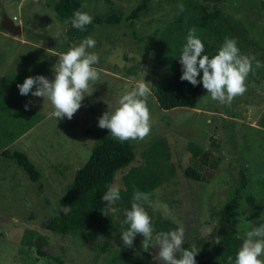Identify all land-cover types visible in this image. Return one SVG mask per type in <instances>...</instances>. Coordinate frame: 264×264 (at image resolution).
<instances>
[{"label": "rangeland", "instance_id": "1", "mask_svg": "<svg viewBox=\"0 0 264 264\" xmlns=\"http://www.w3.org/2000/svg\"><path fill=\"white\" fill-rule=\"evenodd\" d=\"M79 1L76 11L93 19L117 13L121 20L96 24L68 45V24L51 6L57 0H0V264H60L58 259L63 264H163L158 249L145 248L140 234L132 247L124 246L125 210L108 211L102 225L83 235L46 228L51 217L64 213L61 196L100 142L99 118L143 79L151 89V133L142 141L128 140L135 160L115 173L112 185L125 191L123 175L132 167L147 168L155 187L146 192L144 206L154 234L183 227L185 242L202 253L220 240L222 210L237 198L227 227L243 243L247 231L264 223V0H149L135 18L131 12L142 0ZM4 15L21 26V34L1 27ZM191 29L210 58L226 37L237 40L242 54L255 57L247 91L231 104L212 100L206 91L195 108L164 110L153 88L169 70L182 69L179 58ZM88 37L96 41L88 51L100 57L101 79L90 85L92 94L71 120L50 118L51 102L21 95L17 85L38 75L54 80L58 54ZM4 149L28 155L41 174L42 190L15 160L2 156ZM207 150L211 153L203 162ZM188 167L202 178L187 177Z\"/></svg>", "mask_w": 264, "mask_h": 264}, {"label": "clouds", "instance_id": "2", "mask_svg": "<svg viewBox=\"0 0 264 264\" xmlns=\"http://www.w3.org/2000/svg\"><path fill=\"white\" fill-rule=\"evenodd\" d=\"M82 7L86 8L84 4ZM180 11L184 10L182 4L178 5ZM93 17L83 11H76L70 21L72 27L84 30L91 24ZM96 41L88 37L72 46L66 52L58 54V62L54 66L55 78L49 81L46 77L38 75L28 77L22 85H17L21 95L31 93L35 97L47 98L53 107L49 117L71 120L82 106L86 95L93 90L90 85L101 79V70L97 67L100 57L88 49L95 48ZM182 65V81H188L193 86L202 83L203 88L211 99L221 104H231L238 96L247 91V78L253 72L254 56L244 55L238 47L235 38L226 37L218 53L213 57L204 54V44L191 29L186 37L180 55ZM256 68L261 63L256 61ZM203 73L200 80L197 77ZM150 83L145 80L138 81L136 86L126 91L118 100V106L109 108L98 121V126L108 129L111 136L121 142L128 140H144L151 133L152 117L147 104L151 95ZM35 86V91L33 88ZM27 105L25 108L27 109ZM149 193L135 190L130 210L125 211L122 222L128 225L121 234L125 247H132L135 237L140 234L144 237L143 246L151 245L158 249L157 259L163 264H196L195 256L199 251L193 247L191 250L183 248L185 242V229L178 227L168 232H155L152 218L146 211L145 202L149 200ZM121 199L118 185H110L103 194L102 200L109 206V211L115 214L118 209L113 205ZM167 210V205L164 206ZM65 213L70 208L62 209ZM104 212V211H103ZM107 215L106 212H104ZM212 231L208 230L207 235ZM216 243H220L217 238ZM179 254V256L177 255ZM228 264H233V257H228ZM234 264H264V223L259 227H252L246 232L242 246L238 250Z\"/></svg>", "mask_w": 264, "mask_h": 264}, {"label": "trees", "instance_id": "3", "mask_svg": "<svg viewBox=\"0 0 264 264\" xmlns=\"http://www.w3.org/2000/svg\"><path fill=\"white\" fill-rule=\"evenodd\" d=\"M148 1L142 0L131 12V18L137 17ZM51 6L59 19L66 22L70 21L74 12L81 8V2L79 0H57ZM120 20L121 16L117 13H111L105 17L98 16L84 30L76 29L71 23H67V43L70 45L76 38L86 36L96 24H117ZM182 74V69L173 68L153 88L154 97L160 108L164 110L175 107L195 108L206 92L202 83L193 86L188 81H182L180 79ZM202 75L201 72L197 79L200 80ZM102 130L100 142L93 144L87 161L76 169L72 185L59 200L60 205L63 208H70V211L51 217L46 222L48 230L59 234L83 235L85 230L92 229L95 225H102V221L108 215L109 206L103 202L102 196L113 184L115 173L135 160V152L129 141L121 142L113 138L108 129ZM209 153L211 152L208 150L203 152L201 157L203 162H206ZM1 154L5 158L15 160L30 180L38 184L39 190L43 189L41 174L25 152L18 150L10 152L4 149ZM185 175L195 180L202 178L201 174L192 167L185 170ZM153 179L154 177L147 168L132 167L127 174L123 175L126 190L120 189L121 199L113 207H116L118 211L130 210L134 191L138 189L146 193L148 189L154 188ZM247 200L249 204H255L253 197L248 196ZM237 206V198H233L225 205L221 222L218 225L220 243L205 253L198 252L195 260L206 257L202 264H228V257L232 256L234 264L242 239L227 227V223L230 221L231 212ZM262 209L264 211V201ZM183 248L191 250L193 247L185 242ZM37 251L42 255L45 254L40 248ZM58 262L63 264L61 259H58Z\"/></svg>", "mask_w": 264, "mask_h": 264}, {"label": "water", "instance_id": "4", "mask_svg": "<svg viewBox=\"0 0 264 264\" xmlns=\"http://www.w3.org/2000/svg\"><path fill=\"white\" fill-rule=\"evenodd\" d=\"M1 27L6 31L12 33L13 35H18L22 33L21 26L15 24L14 21L6 15L3 16V19L1 21Z\"/></svg>", "mask_w": 264, "mask_h": 264}]
</instances>
